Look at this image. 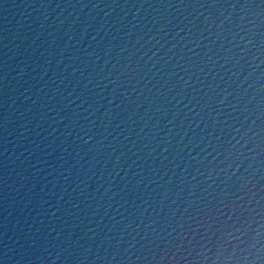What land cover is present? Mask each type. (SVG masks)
Segmentation results:
<instances>
[{
	"label": "water",
	"instance_id": "1",
	"mask_svg": "<svg viewBox=\"0 0 264 264\" xmlns=\"http://www.w3.org/2000/svg\"><path fill=\"white\" fill-rule=\"evenodd\" d=\"M0 264H264V0H0Z\"/></svg>",
	"mask_w": 264,
	"mask_h": 264
}]
</instances>
